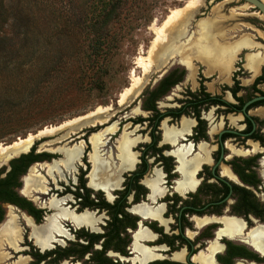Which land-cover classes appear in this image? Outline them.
Listing matches in <instances>:
<instances>
[{"label": "rangeland", "instance_id": "rangeland-1", "mask_svg": "<svg viewBox=\"0 0 264 264\" xmlns=\"http://www.w3.org/2000/svg\"><path fill=\"white\" fill-rule=\"evenodd\" d=\"M188 2L189 0H0V145L10 146L29 134L35 136L40 130L59 126L68 120L93 112L97 108L112 107L111 111L103 114L102 125L83 128L75 135H71L66 129L48 136H40L29 146L19 147L0 155V169L3 167L8 169V160L28 152L32 145L42 137L48 141L37 145L35 153L46 151L45 153L60 154L61 156L54 154L58 157L55 159L57 161L65 159L58 151L59 148H70L78 144L81 148L83 146L82 157L77 164L65 169L59 163H55L50 176L46 174L45 164L51 163L31 165L34 168L31 176H40L43 185L47 187L46 192H38L31 186H27L26 180L30 171L28 172L23 193L26 197L33 199L32 203L36 208H45L46 214H53L50 201L55 198L66 199L65 204L72 201L73 209H77L72 195H63V193L74 191L76 185L72 183L76 184L78 167L82 166L83 157L87 158L90 166L88 156L92 153L90 137L93 134L86 135L89 129L94 130L96 132L94 134L106 130L99 141L101 160L108 161L110 157L111 160L116 159L115 165H117V146L123 139L125 142L134 144L130 151L138 162L141 145L149 141V129L146 123L134 125L129 119L147 117V113L141 109V93L146 88H152L163 71L167 73L173 68L185 70L186 68L178 55H174L164 64H159L156 58L158 52L162 50L160 48L155 50L156 55L151 57L150 72L143 73L140 68H135L134 62L139 56L148 57L156 36L154 28L162 26L171 11L178 10L179 15L174 18L175 21L172 22V26L171 24L168 26L166 32L175 29V25L182 21V11L185 10ZM113 5H115V19L106 29L101 30V20ZM181 14L182 16L179 17ZM190 16L183 23L184 36L180 38V41L196 38L197 24L200 20H212L216 23L214 41L217 45L234 43L245 35L254 39L258 44L264 45L257 36L253 38L257 31L264 33L263 17L259 16L253 7L240 0H203L198 10ZM247 53L250 51L244 53L240 51L235 61V66L241 65L242 69L237 77L239 85L245 87L243 88L245 90L239 93L242 96L252 94L247 88L250 84L243 82L250 78V74L244 72L242 67ZM192 65L196 69L193 79L189 74L190 78L173 87L158 102L160 110L177 106L175 100L183 99L187 88L192 91L198 89L200 78L206 79L203 80V86L207 92L222 95L225 100L233 102L228 93L222 92L221 85L226 82L219 77L218 73L207 76L204 65L197 59H192ZM131 71H134L135 76L140 77L144 84L136 97L118 105L119 94L130 85ZM227 85L231 86V81L227 82ZM258 88L264 92V84L259 85ZM208 111L212 113L206 116L208 141L202 142L211 148L210 155H212L217 149L215 136L220 131L226 128L241 130L244 125L242 124L243 118L239 114L225 115L222 109H209ZM259 112L260 110H251L249 114L260 121L263 118ZM182 119L192 121L188 117H182L177 122H170L167 119L163 121L162 126L179 128ZM262 122L264 131V119ZM192 123L195 124L194 121ZM62 135L67 137L68 141L71 140L65 143L57 142L63 137ZM179 140L180 138L178 142ZM239 140H228L224 146H230L234 150L251 149L252 141L241 144ZM161 144H166L162 142V137L159 145ZM86 145L88 152H86ZM181 146L184 147V145ZM176 147L178 145L174 148ZM253 149V154L238 158L239 156L233 155L227 147L226 155L219 163L218 170L222 172L226 168L230 169L227 162L233 157L252 161L251 169L257 173L260 185L250 190L255 198L264 204V157L263 154L258 153H264V148L256 150V145H254ZM196 153L197 151L192 152L188 158H192ZM147 162L151 167L145 177L151 178L156 170L161 172V164L155 163L153 158L148 159ZM211 165L212 162L208 166ZM227 177L236 181L231 174ZM210 182L213 183L212 180L207 183ZM50 189L51 194L54 195H49ZM17 192H19L18 189ZM79 192L83 193L81 190ZM208 199L207 195L201 194L198 196V204L206 203ZM108 200L111 201L112 197ZM233 202L232 198L228 199L222 208L230 211ZM4 208L5 216L0 221V234L4 231L6 220L13 217L20 229V239L16 242V248H12L0 238V264H15L19 260H22L21 264H30L32 257L29 254L34 252L32 248L36 249L37 245L30 235L31 229L26 225L25 213L15 208L9 209L8 206ZM67 208L77 214L73 209ZM47 209H51L52 213L49 214ZM94 214L98 219L97 224L102 223V215L97 217V214ZM97 224L95 232L99 231ZM250 225L253 224L250 222ZM193 229L189 228L191 232L201 231L200 233L211 237L215 228L211 230L203 228L204 230L200 231ZM69 233L66 239L74 242V236L71 237ZM72 233H74L73 230ZM23 239L25 243H22ZM79 242L81 243L82 240ZM219 242L222 246L224 245V241ZM57 244L64 246L67 242L64 243L61 240ZM79 262L85 264L83 260Z\"/></svg>", "mask_w": 264, "mask_h": 264}, {"label": "flooded vegetation", "instance_id": "flooded-vegetation-1", "mask_svg": "<svg viewBox=\"0 0 264 264\" xmlns=\"http://www.w3.org/2000/svg\"><path fill=\"white\" fill-rule=\"evenodd\" d=\"M259 16H260V14H259ZM242 52L244 53L245 51L243 50ZM235 61L233 64V70L229 73L230 75L228 77V82L231 81L232 85L228 86L225 77L219 76V77H222V80L226 82V83H223L221 85L222 86L221 89L224 86L232 87L234 84V80L238 82L237 77L241 73L242 69L240 68L241 65L235 66V63H236ZM184 66L186 68V70H185L186 75H185L184 80H186L187 78H190L189 77L190 70L185 64H184ZM263 68H264V66L261 68L259 75H261ZM236 69H237V71H236ZM243 70H244V72L247 73V71L244 69V67H243ZM215 73H217V72H215ZM215 73H213V74H215ZM194 75H195V73H194ZM212 75H209V76H212ZM259 75L254 77L251 81H250V78L245 80V81H247L248 85L250 84L249 86H247V88L251 87L255 78H257ZM191 79H192V77H191ZM201 79L202 78H200V81H201ZM200 81H199L198 85H200ZM261 84H264V82L258 84L257 89H259L258 86ZM202 85H203V81H202ZM238 86H240L239 83H238ZM242 88H245V87H242ZM240 91L237 93V97L242 96V95H239ZM222 92L228 93L230 95V98L233 100V102L225 100L222 95L211 94V93L210 94L212 96H221L222 100H224L230 104H237V102L233 99L231 93L228 90L222 89ZM260 92L262 94L252 93V96L249 100H251L255 97H258V96H264V92L261 90H260ZM249 100L245 101V103L248 102ZM260 101H264V100H260ZM257 102H259V101H257ZM245 103L243 104V106L245 105ZM254 103H256V102H254ZM251 105H249L246 108L245 112L242 111L243 106L241 107L240 112H231V113L226 112V108L222 107V106H211L209 108V109H216V110L222 109V112L225 115H227V114L238 115L239 114L243 118L242 124L244 125L243 129H241V130L226 128V129H223L222 131H220L215 136V140H216L215 142L217 144V149L214 151V153L212 155H210L211 148H209V146H207V144L205 142H202V141H208V129H207V121L208 120L206 119V116L211 113V111H208L209 109L206 111L203 110L200 113V119L205 122L206 139L194 140L193 137L195 135V127L197 125V121L192 117H188V118L192 119V121H194L195 124L193 125L191 120L185 119V120H188L191 122V126H190L189 131L187 133H182V136L179 137L180 143L178 142L179 138H177L176 143L165 142L164 137H163V131H162V123H163V121H165L167 119L170 121V119L164 118L163 120H161L159 123V126L157 128L158 129V135H159V141L157 143V147H162V146L166 147V149H164L162 151L161 155L163 157L170 158L171 170L169 171V173H167L165 171L167 168V164L165 162L157 161V157H158L157 155L156 156H145V161L147 163V169H146L145 173L137 181V184L139 186H141V188H142V192H138L135 189H133V190L131 189L130 191H128L125 194L128 179L133 177L134 175H139L141 170H142V160H141V155H142L141 152L143 150L142 145L150 142L149 135H148L149 141L147 143H143L141 145L142 149L140 151V155H138V159H137L138 162L134 165L133 170L125 172V173L120 175L121 181H120V185L118 188H107L106 190H103V189H99V188L96 189V188L91 187L89 177H88L90 170H91V168L89 169V167H91V165L89 166L87 158L83 157L82 158V166L78 167L79 173L77 175L76 184L72 183L73 185H76L74 188V191H66L65 193H63V195L71 194L72 199H74V201L77 205V209L74 210L73 206L71 205L72 201L68 202V204H65V202H66V199H65L64 203L61 206V208L67 209L68 213H69V216L66 219H58V223L65 230L66 235L65 236L58 235L56 232L53 231L52 232L53 241H51L49 243L48 248H41L39 245H37L36 240L32 237L35 241V244L37 245V248L36 247H35L36 249L32 248L34 250V252L32 254H29L32 257V262L30 264H36V259L34 256L35 253L44 254L46 252L56 250L58 248H60V249H63V248L72 249L74 247L79 248L77 245L88 246L91 239L93 241H92L90 247L88 248L87 251H85L82 254L81 258H78V256L75 254H71V256H69L66 259L60 260L57 264H62V263H64V264L65 263L81 264L79 262L81 260H83V262L85 264H222L218 261V256L225 254V252L227 250V244H230L231 246L242 247L248 253L254 255V257H255V258H247V257H243V256L233 257L231 260L232 261L231 264H236L237 262L248 263V264H264V254L262 253V251H260V249H258L254 245H252L249 242V239L247 237V234L251 230L257 229L256 227H262L264 230V216L260 217V214H257L255 212H249L247 214L239 213L237 211V208H236L237 202H238V197L235 193H233V191L231 189V185H235V186L244 188V189H246L252 193L250 188L254 189L260 185V180L257 177V173L251 169L256 174V177L259 181V183L256 187L243 184L239 180L238 176L233 172L230 165L228 164L230 161L235 160L237 157H233V159H231L229 162H227V165L229 166L230 169L226 168L222 172H219V170H218L219 169V163H221L223 161V158L226 155V148L227 147L230 150L232 149L231 151L233 152V155L239 156L238 158L246 157V156H248V154L254 152V149H253L254 145H256V150H259L260 148H264V131H263V122H262L264 119V116L261 115V111H264V104H260L258 106H253V107L249 108ZM251 110H260V115L263 118L260 120V125L254 123V121L252 120V118H257V117L251 116L249 114V112ZM211 115H212V113H211ZM182 117H185V116H182ZM181 118L177 121H180ZM246 119H248L252 123V131L255 130L256 128L259 129L260 141L254 140V139H249V138L245 139V136L249 135L251 132H249L247 134H240V132H242L246 127V124H245ZM177 121H173V122H177ZM134 125H136V124H134ZM139 125H141V124H139ZM167 127H169V126H167ZM178 129L179 130L181 129V125L179 128H177V130ZM101 131H103V130H101ZM160 131H161L162 142H164L166 144L159 145V143L161 142ZM91 133L94 135V133H96V132L94 130H90V129L86 131V135L91 134ZM148 133H149V131H148ZM220 133H221V135L219 136ZM223 134H232V135H235L236 137H229V138L225 139L224 141H222L221 137ZM237 135H240V136H237ZM109 139H110V137H109ZM236 139H240L239 141L241 144H243L246 141H252L251 142L252 143L251 149L250 148L249 149L244 148L241 150H238V149L234 150L230 146H227V147L224 146V144H226V141L236 140ZM70 140L71 139H69V141ZM47 141H48V139H47ZM67 141L68 140L66 137L65 139H62V141H59V142L65 143ZM37 145H39L38 141L32 145L30 150L33 147H35V150H36ZM177 145H178V147L174 148ZM181 145H184V147ZM200 145L206 146L207 151H208V156L202 157V159H204V161L199 163V165L197 167L198 169H196V171L193 175V183L191 185H186V186L182 185V186L178 187V183H181L183 178H182L181 172L178 171L179 162H178L176 156L174 155L175 151L177 149L186 150L187 148L191 147L193 150L192 152L197 151V153H199L198 148ZM258 147H260V148H258ZM87 149L88 148L86 145V152L89 151ZM30 150L26 153L19 154V156L29 153ZM35 150H34V154H41V153L46 152V151H41L39 153H35ZM218 151H219V155H217ZM192 152L190 154H192ZM82 153H83V146L81 148L80 158L77 162H75V164H77L80 161V159L82 157ZM100 153L101 152L99 151V154ZM166 153H168L169 155H167ZM258 153L263 154V157H264V153H262V152H258ZM47 154H50L51 157L48 159H43L41 161L34 162L31 165H37V164H41V163H51V164H45V168L52 166L54 163H59L61 165V161H63V160H61V161L55 160V159H58V157L56 155H54L57 153H54V154L47 153ZM190 154H187L185 156V159H190V158H188V156ZM57 155L61 156L60 154H57ZM19 156L17 155V157L16 156H14V157L18 158ZM15 158L12 157V159H15ZM150 158H153L154 162L157 164L158 163L161 164V167H162V170H161L162 173L159 170H156V171L160 172V177H159V180L157 181L158 182V184H157L158 193L156 195L153 194L151 188L147 185V182H151L152 180L155 179V177H156L155 172L151 176V178L145 177L146 175H148L147 173L151 167V165L147 162V160ZM12 159H10L9 161H11ZM211 162H212V165L208 166V165H210ZM8 164H9V162H8ZM214 165H216V167H215L214 171L212 172V168ZM205 167H207L208 170L210 171V173L212 174V176H213L212 178L207 177L208 170H206ZM31 169H34V168L31 166L28 169V171L26 170L27 172H25L20 177L21 183H20V187L18 188V191H19L18 194L21 197H23L24 199H26L27 201L31 202V204L33 205V203H32L33 199H31V197L30 198L26 197L23 193L25 179L27 178L28 172ZM65 169H67V168H65ZM216 170H217V174L215 173ZM230 174L232 175V177L236 181H233L232 179L227 177ZM22 179H23V181H22ZM164 179H165V181H164ZM217 179L219 181L225 183L229 188L228 194L223 199H221V196L215 194L216 190L211 189V188L207 189L205 187H202L203 184H214V183H216L217 185H219V183L217 182ZM209 180H212L213 183H211V182L207 183ZM40 182H41L43 189H44L43 192H46L47 187L43 185L41 179H40ZM79 190L83 191V193L82 192L80 193ZM77 192L80 193L81 196H85L86 194H88L89 195L88 199L91 200L94 204H96L102 208H99V207H97V208H87V207L82 208L81 204L84 203L85 200L82 198H77L75 196L76 195L75 193H77ZM50 194H51V189H50L49 195ZM201 194L207 195V197H209V199L206 201V203L198 204V196ZM39 195H44V194H39ZM51 195H54V194H51ZM252 195H253V193H252ZM168 196H170V197H168ZM111 197H112V200L109 201L108 199ZM122 197L124 199L123 213L126 215V217L123 216V214H117V216H116L118 219L121 220V223L120 222L116 223V225H118L120 227V230L118 233V238H116L114 236V232H113L114 228L112 225V212L115 211V208L114 209H105V208H103L102 205H103V203H107L109 205H115V203L119 202L122 199ZM253 197H254V200L260 206V202L255 198L254 195H253ZM231 198L234 200V202L230 207V211L228 209H223L222 208L223 205L226 203V201L228 199H231ZM58 200H60V199H58ZM262 205H264V204H262ZM4 206H8L9 209L15 208L18 211L24 212L25 216H26V225H27V222H29L31 224V226H33L34 228H38L40 226L47 224L49 217H51L54 214L59 213L58 210L52 209L54 211V213L51 214L52 213L51 209L50 210L47 209L49 214H51V215H48V214H46L45 208H36L33 205V207L35 209L42 211L41 220L39 222H36L34 216L29 214L26 210H22V209L18 208L15 205H12V204H3L2 205V208L4 210V216H5ZM66 206L69 207L70 209H73L77 214L70 211ZM259 209H260V207H259ZM85 210H87V211H85ZM185 210H188L189 212H184ZM93 212L97 214V217L99 215H102V218H103L102 223L97 224L98 219L95 217V214ZM83 214L90 215L91 221L90 222H86V221L76 222L75 218H78V217L82 216ZM4 216H3V218H4ZM7 218H8V213H7ZM188 218H190V220ZM224 218L236 219V220L240 221V223L242 225L240 231H233L232 233L230 231H227L224 228L223 222H221V220H223ZM63 222H64V226L62 224ZM250 222L253 225H250ZM14 223L16 225L15 220H14ZM96 224H97V227L99 229L98 232H95ZM145 225H147V226H145ZM16 227L18 229V234H17V237L14 239L13 245L11 246L12 248H16V242L20 239V229L18 228L17 225H16ZM193 227L197 231H200L203 228L205 230L208 228L210 230L213 228H215V229L213 231L212 236L209 237L208 235H205V233H200L201 231L198 233L191 232L189 230V228L193 229ZM72 230L74 233H72ZM176 230H177V232H176ZM69 232H71V233H69ZM68 233L71 235V237L74 236V240H75L74 242L70 241L71 239H69V240L66 239L68 237ZM139 233H143L144 236L138 237L137 235ZM89 235H99V237L96 240H94ZM175 237H181L184 242L181 243L180 240L175 239ZM0 238H2L7 243L5 238H3V237H0ZM234 239H239L241 241L234 240ZM61 240H63L64 243L67 242V244H65L64 246L57 244ZM79 240H82V242L80 243ZM219 241H224V245L222 246ZM29 242H31V241L29 240ZM22 243H25L24 239H23ZM142 243H144V244H142ZM49 259L50 258H47L46 260H42L41 262H39V264L40 263L49 264L48 263ZM237 264H239V263H237Z\"/></svg>", "mask_w": 264, "mask_h": 264}, {"label": "bare ground", "instance_id": "bare-ground-1", "mask_svg": "<svg viewBox=\"0 0 264 264\" xmlns=\"http://www.w3.org/2000/svg\"><path fill=\"white\" fill-rule=\"evenodd\" d=\"M203 0H189L188 4L182 14V21L175 25V29L172 31L166 32L168 26H172V22H174V18L179 15L178 10H173L167 16L166 20L163 22L162 26L159 28H154L155 30V39L151 45V48L148 52V57L143 58L139 56L135 59V68H140L143 73H148L151 71L152 55H156L154 53L155 50L160 48V53L158 52L157 61L159 64L166 63L169 59H171L174 55H178L182 62L189 68L190 76L193 79L195 68L192 65V59H197L200 63L205 66V74L212 75L213 73H219V76H224L226 82H228L229 73L233 70V64L238 51H241L243 48H250L252 42L249 37L242 36L233 44H216L215 40V31L216 23L210 20H200L197 24V36L192 40L184 39L180 41V38L184 36L183 31V23L189 16L193 15L198 8L201 6ZM261 1V0H260ZM264 4V0L261 1ZM185 12V13H184ZM190 16V17H191ZM261 16V15H260ZM160 45V47H159ZM162 47V48H161ZM154 53V54H153ZM264 63V54H248L246 55V67L251 71L253 76L258 73L259 66ZM247 83V81H243ZM144 82L140 77H136L134 71L130 73V85L128 88L124 89L118 96V105L123 104L131 100L133 97H136L143 86ZM112 110L111 106H107L104 108H97L93 112L87 113L83 116L76 117L72 120H68L59 126L45 128L40 130L37 135L29 134L26 138L18 139L10 146L0 145V155H4L11 150H15L19 147L29 146L32 144L37 137L40 136H48L50 134L58 133L60 131L66 130L71 135H75L83 128L89 126L102 125L104 119L102 118L103 114ZM260 113V112H259ZM261 115L264 116V111H261ZM191 126V122L183 119L181 122V129L177 130L175 127H167L166 125L162 126L163 137L165 142L176 143L177 138L182 136V133H187ZM106 130L99 132L98 134H94L90 137V144L92 153L89 154L88 159L91 165V170L89 173V181L90 185L93 188H99L106 190L107 188H118L120 185V175L133 170L134 165L137 163L134 154L130 151L131 146L134 144L125 142L123 139L119 141L117 146V160L118 164L115 165V161L108 158V161H103L100 159L99 154V141L103 133ZM109 133V132H108ZM63 137L59 138L57 142L62 141ZM125 138V137H124ZM134 140V139H133ZM129 141V140H128ZM131 141V140H130ZM232 150V149H231ZM64 156V160L61 161V165L64 168H71L75 162H77L81 155V147L80 145H74L70 148L62 147L58 150ZM199 153L193 156L190 159H185L187 154L192 152V148L189 147L186 150L177 149L175 151V156L179 162L178 171L182 174V181L178 183V187L191 185L193 183V175L198 169V165L200 162L204 161L202 157L208 156V151L205 145H200L198 148ZM17 156V155H16ZM116 158V157H115ZM116 160V159H115ZM9 161V160H8ZM7 161V162H8ZM7 164V163H6ZM5 165V164H4ZM55 163L45 168L46 174L48 175L55 168ZM3 166V165H2ZM58 168V167H57ZM34 169L30 170V175L28 176L26 182L27 186H31L33 189L38 192H43V186L40 182V176H31V173ZM35 173V172H34ZM38 173V172H37ZM155 179L151 182H147V185L151 188L153 194L158 193L157 184L160 177V172L155 171ZM65 199H55L53 198L50 201L51 209L58 210L59 213L52 215L49 217L47 224L40 226L38 228H34L31 226L29 222L27 225L31 229V237L36 240L37 245L41 248H48L49 243L53 241L52 232H56L58 235L65 236V230L58 223V219H66L69 216L68 210L61 208ZM60 209V210H59ZM76 222L86 221L90 222L91 217L88 214H83L82 216L75 218ZM224 224V228L231 233L233 231H240L242 225L240 221L236 219H226L221 220ZM222 224V225H223ZM257 229L251 230L247 237L249 242L260 249L264 254V230L262 227H256ZM4 231L0 234V237L5 238L7 243L12 246L14 239L17 237L18 229L14 223V218L11 217L9 220H6V223L3 227ZM138 237H143V233H139ZM22 260H19L15 264H21Z\"/></svg>", "mask_w": 264, "mask_h": 264}, {"label": "trees", "instance_id": "trees-1", "mask_svg": "<svg viewBox=\"0 0 264 264\" xmlns=\"http://www.w3.org/2000/svg\"><path fill=\"white\" fill-rule=\"evenodd\" d=\"M115 12V5L110 6L107 10L106 14H104L100 29H106L110 23L115 19L114 17ZM106 32V31H105ZM186 71L183 68H173L169 72H167L160 80L152 88H146L140 98H141V109L147 113V117H137L134 120L129 119L133 124H143L146 123L149 129V138L150 142L147 144L142 145V170L139 175H134L133 177L129 178L127 181V186L125 190V194L130 191L131 189H135L138 192H142L141 186L137 184L138 179L145 173L147 169V163L145 161V156H158L157 161L165 162L167 164L166 172L169 173L171 170V160L168 157H163L161 155L162 151L166 149L165 146L157 147V143L159 141L158 135V126L161 120L164 118H169L171 122L179 120L182 116L185 117H192L197 121V125L195 127V135L194 140L199 139H206L205 135V122L200 119L201 111L208 110L211 106H222L226 108V112H240L241 107L245 103V101L249 100L252 96H240L237 97V93L240 90H245L242 87L238 86V82L234 79V84L232 87L224 86L223 90H228L233 99L237 102V104H230L224 100H222L221 96H212L210 93L206 91L204 86L202 85V81L205 79H201L200 85L197 90L192 91L189 88L186 89L185 93L183 94V99H176L175 102L177 106L175 107H167L163 110L158 108V102L166 96L169 91L175 87L176 85L182 83L185 79ZM264 82V68L262 69L261 75L255 78L253 84L249 88L251 93H258L262 94L259 89H257V85ZM260 104H264V101H259L252 104L249 108L253 106H258ZM254 123L260 125V121L257 118H252ZM246 127L245 129L240 132V134H247L251 132L249 135L245 136V139H254L260 141V134L259 129L256 128L252 131V123L246 119L245 120ZM240 136V135H237ZM229 137H236L232 134H223L221 140L224 141ZM35 147H33L29 153L20 155L18 158L12 159L9 161L8 169L5 167L0 169V221L3 219L4 210L2 208L3 204H12L17 206L22 210H26L29 214L34 216L36 222H39L42 217V211L35 209L31 202L27 201L23 197H21L17 189L20 187V177L26 172L28 167L33 164L34 162L41 161L43 159H48L51 157L50 154L41 153V154H34ZM219 155V151L217 152ZM17 157V156H16ZM14 158V157H13ZM232 168L233 172L238 176L239 180L246 185L256 187L259 183L256 174L251 170L252 161L250 160H239L235 159L228 163ZM208 170L207 167H205ZM217 174V170L215 171ZM208 178H212V174L208 170L207 173ZM219 185L215 184H203L202 187L207 189L211 188L216 190L215 194L221 196V199L225 198L229 192L228 186L219 181L217 179ZM231 189L233 193H235L238 197L237 202V211L242 214H247L249 212H255L260 214V217L264 216V205L259 204L254 200L252 193L244 188L231 185ZM77 198H82L85 200L82 203V208H97L98 205L94 204L91 200H89V195L86 194L85 196H81L80 193H75ZM103 208L105 209H114L115 211L112 212V225H113V232L114 236L118 238V233L120 227L116 225V223H121V220L118 219L116 216L117 214H123V207H124V199L119 202H116L115 205H109L107 203H103ZM260 207V209H259ZM102 208V207H99ZM184 212H189L185 210ZM120 225V224H119ZM91 238L96 240L99 235H89ZM175 239L180 240L183 243V239L181 237H175ZM92 239L88 246H80L77 245L79 248H72V249H56L44 254L35 253L36 264H39L42 260H48L49 264H57L60 260L66 259L71 254H75L78 258H81L82 254L88 250L92 243ZM243 256L247 258H255L254 255L248 253L242 247L231 246L227 244V250L224 255L218 256V261L222 264H231V260L233 257Z\"/></svg>", "mask_w": 264, "mask_h": 264}, {"label": "crops", "instance_id": "crops-1", "mask_svg": "<svg viewBox=\"0 0 264 264\" xmlns=\"http://www.w3.org/2000/svg\"><path fill=\"white\" fill-rule=\"evenodd\" d=\"M259 32H260V35H259ZM258 37L260 38V41L261 43H264V33L261 32V31H257L255 35H253V38L254 37ZM246 37H249L247 35H245V38ZM250 38V37H249ZM251 42H252V45L250 46V48H243L241 49V51H250V53H247L246 55L248 54H258V55H262L264 54V45L263 44H258L257 42L254 41V39L250 38ZM235 43V42H234ZM230 44H233V43H230ZM222 45V44H221ZM218 46V45H217ZM253 51V52H252ZM240 51L237 52V55ZM237 55H236V58L235 60L237 59ZM246 55H245V58H244V64H243V67L244 69L247 71V73L250 74V81L256 77L257 75L260 74V71H261V68L264 66V63L262 65L259 66V69H258V73H256L254 76L253 74H251V71L250 70H247V67H246ZM252 75V76H251Z\"/></svg>", "mask_w": 264, "mask_h": 264}, {"label": "water", "instance_id": "water-1", "mask_svg": "<svg viewBox=\"0 0 264 264\" xmlns=\"http://www.w3.org/2000/svg\"><path fill=\"white\" fill-rule=\"evenodd\" d=\"M246 4H248L249 6L253 7L256 12H258L264 19V4L260 1V0H240ZM166 74V71H163L160 75H159V79L162 78L164 75ZM260 100H264V96H258V97H255L251 100H249L248 102L245 103V105L243 106L242 108V111L245 112L246 111V108L253 104L254 102H257V101H260ZM221 135V133L219 134V136ZM47 141L46 138L42 137L40 139H38V142L39 144L40 143H43ZM19 156V155H18ZM15 158V157H14ZM9 162V161H8ZM7 162V163H8ZM216 165L213 166L212 168V172L214 171ZM263 249V248H262Z\"/></svg>", "mask_w": 264, "mask_h": 264}]
</instances>
